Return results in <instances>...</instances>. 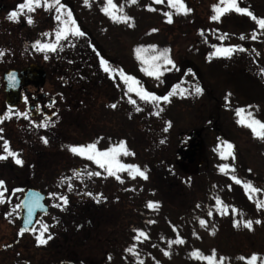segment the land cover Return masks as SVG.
<instances>
[{
	"label": "rangeland",
	"instance_id": "374dc122",
	"mask_svg": "<svg viewBox=\"0 0 264 264\" xmlns=\"http://www.w3.org/2000/svg\"><path fill=\"white\" fill-rule=\"evenodd\" d=\"M113 2L118 7L123 6V13L128 17H131L130 21L114 22L108 15L101 11L105 0H89L88 5H85V3H76L74 0L73 3L75 4L73 5V8H75L76 12L82 17L87 14L86 25L89 26L90 23L93 24L91 25L92 30H89L92 37L99 40L98 42H100L102 45V49L108 50V56L110 59L113 57H122L127 55L138 62L137 65H134V69L139 74L140 80L135 77V72L125 75L133 77L138 82L139 86H142L144 89L148 84V87L150 86V88H153L152 93L160 96L157 92L163 89L164 77L169 72L174 71L176 63L175 59H171L173 62L172 64H166L163 60L157 62L159 64L158 70L160 72V75L157 78L156 76H150L147 74L144 69L148 68L149 70H152L151 66L150 64H146L141 59L137 58L135 49L137 47H144L147 49V51L144 53L146 58L156 55L163 49H168V56L169 52L171 51L172 57L176 59L181 57L188 58L197 67V69L200 70L203 78L208 81V84L211 86V89L214 90L216 96L221 98L224 105L226 106L225 111L221 108V106H217V108H215L213 111L212 106L210 107V100L207 97L205 91H201L199 95L194 94L193 88L195 86L200 87L201 82H197V80L194 79L195 76L189 70H187L191 74H187L184 79L178 81L175 85L171 86L163 93L162 96H165L169 92L175 91L176 94L171 96L168 102L160 101L158 104L156 102H149V119H151L150 126L152 127V130L150 131L151 139L154 136H159V122L162 119L166 120L168 132L166 134V154L168 157L173 155L172 159H174L175 151L173 150V147L176 144L175 133L181 129L189 130L202 126L211 127L213 119L209 120V118H211L212 115L215 116L214 113H216L217 109L218 115L215 117L219 121L220 130L225 134V136L230 138L232 143L239 151H241L243 156L249 155L253 158L254 162L255 160L257 161V166L260 170L255 173V177L259 178L260 175L262 183H256V186L253 187L260 190L256 192L257 201L263 200L264 156L260 157L259 152L264 150V139L255 137L252 134L251 129L238 123L239 117L234 110L236 108V103L247 102L246 104H242V107H244L246 110L245 116L247 113L251 112L253 118L264 121V81L257 80L261 79V77L258 75L259 70L256 68V64L260 60H264V30L260 29L256 22L247 15L246 21L243 20L248 22L245 23L247 25L246 28L244 26L240 27L241 29H244L242 30V34L244 35L243 39L239 36L231 38V36L225 35L222 38H217L214 40L215 36L219 37L220 34L215 32L211 38V41H214L205 44L200 49L202 51L198 52V55L194 52L190 53L189 50L190 44L192 42V35L185 34L186 36L188 35V37L185 39V37L182 38L179 30H175L176 27L179 28L178 25L184 24L185 22H189L194 19L191 13V5L187 0H183L186 7L191 9V11L187 14H177L174 9L169 7L168 0H162L161 3H156V0H135V3H130L129 0H113ZM191 2L195 7L193 12L196 22H204V20L207 19L206 9H208V6L206 2L208 1L204 0L202 3H199L197 0H191ZM237 3L240 7H244L251 11L257 18H264V0H237ZM197 4L198 6L196 8ZM147 5L154 7L155 12L149 10ZM97 12H101V23L99 25L100 27L98 28L97 26L99 23L95 24V18L92 17V15ZM165 12H172V22L171 24H168V26H163L165 24ZM230 14L232 17L235 15L233 12ZM237 14L239 15V13ZM239 16L244 15L240 14ZM198 23L192 25L188 30H191L193 34H202L204 31L203 29L210 25L220 26L215 25L213 22L208 23V25H197ZM129 24L132 26L130 27ZM155 24H159V26L162 27L159 30L163 32H150L148 38L142 37L141 32L146 34L148 31V26ZM230 28V34H237L233 27ZM252 29L256 33L247 32ZM97 31L100 32V35H97L96 37ZM253 35L256 36V39H252ZM138 37L139 39L137 42L136 39ZM166 39L168 41V45H166ZM0 41L4 42L5 40ZM150 45H155V49L149 48L148 46ZM157 46L162 49H159ZM236 46H239L238 51L241 52H239L240 55L238 57L234 56L229 60L227 58H223L220 61H216L218 59L215 58H210V53L214 52L216 47ZM244 67L247 68L245 70L246 76L243 75ZM0 69H3V67H0ZM250 69L253 70V72H251ZM247 73L251 76L254 74V79L248 78ZM103 84L104 87H102V94L110 93V91H112V87L108 85L105 79ZM261 86H263V88H261ZM117 87L121 90L120 95H127L123 96L125 99H132L133 95L136 94L134 92H128L127 85L122 79H120L119 85ZM181 89H186L187 92L184 95H181ZM92 97L94 96L89 97L90 101ZM94 98L100 99L99 97ZM2 99L3 98L0 94V103ZM70 105H72V116L75 115L77 110L83 109V113H89L92 109L89 106L80 108L79 104H73L72 102ZM230 105L231 107H229ZM160 108H162L163 111H166V113L160 114ZM157 112L159 113L158 115L156 114ZM119 116L120 121H124L123 118H126L125 113H121ZM104 124L106 125L109 123L102 122L101 126H105ZM98 126L101 127L99 124ZM121 126L124 128L126 127L123 135L130 134V129L128 126ZM88 135V133L81 134L79 137L83 138V136ZM133 137L137 138L134 132ZM104 139L106 140V144L102 143L105 144L102 146L106 147L108 146V140L106 138H103V140ZM134 142L137 143L138 140L135 139ZM214 142H218L219 144V148L216 146L217 151L215 152V156L222 159V161L218 160L219 163L217 164V167L221 168L224 165H227V169H230L232 176H243V174H241L242 172L239 171L234 165L233 150L231 156H227L225 158L221 155V151L223 150L221 147L223 145L222 140L217 138V133L213 129L209 131L207 130V140L204 142L206 145L207 159H212L214 157V155L209 156V153H212V148L215 144ZM24 146L25 142L24 145L20 147L24 148ZM11 149L17 152L16 150L18 147L16 141L11 142ZM29 149H24V151L22 150L23 154H26ZM157 157L158 154H151L150 159L152 161V158ZM139 158L142 157H138V159ZM78 159L79 156L74 155V162L76 166L80 163V159ZM133 162L134 165L139 166V168H145L147 166V163L141 165L139 160L136 159H133ZM34 163L41 164L43 161L38 159ZM155 165H158V163ZM150 166L153 168L152 163ZM193 167L194 166H191V170H187L186 172H180V186L184 187L183 190H185V192H188L186 196L183 199H179L180 196L172 197L171 194L165 190L164 196L160 199V203L162 204H158L156 208L150 209L147 207L148 202L151 201L157 203L158 201L156 198L152 197V195H148L146 190V181L143 182L142 177H131L133 183H129L127 187L124 185V187H126L125 189L132 187L137 195L143 197L141 202L143 210L151 213V222L148 224V226H138L146 233L148 244L149 246H152L153 249L151 250L148 248L144 241L143 243H140V246L146 245L149 250L137 252L132 258L139 257L137 258L140 260L137 261L138 264H140L141 261L143 264H207L205 260L196 258L192 255L195 250H199V252L205 256L210 255L212 251L215 250L218 260L221 257L224 258L222 264H246V260H240L238 258L241 256L247 258L253 253H256L259 258H264V228H261V225L264 224V210L262 212L259 211L256 204H252L250 206V203L245 204L238 202L237 197H234L232 189L230 188L227 190L229 196H232V198L229 197L231 203H227V199L222 195L221 190H213L212 195H209L211 186L208 184V182L211 185L218 183V186H220L222 189L224 178L221 175L223 174L216 172V176H206L204 179L202 176H205L206 173L202 171V167L199 168V172H195ZM156 168L160 169L162 167L158 168L156 166ZM247 176L250 177L249 175ZM153 177L157 178V176ZM200 178L203 179V187L194 186V181H197ZM217 189L219 188L217 187ZM143 193L145 195H143ZM115 194H117L116 191ZM174 194L177 195L176 193ZM217 197L222 201L223 205L227 206L226 212H224V214H222V206H217ZM75 201L78 202L77 199H75ZM188 204H192V207H188ZM230 206H233L234 209H231ZM147 208L150 209V211ZM75 209L76 212L80 211L79 207H76ZM119 209L120 208L118 207V209L115 211ZM139 209V206L132 205L130 207L128 205L124 211L132 213L139 211ZM159 210H163V212L160 211V214H158ZM122 212L118 211V213H114L115 218H119L123 214ZM202 214L206 217L207 222L205 221L204 226H201L200 228L197 224L199 219H197L196 216L198 218H202ZM155 215L160 216V220L157 219L159 221L154 219ZM189 216L197 221L195 222ZM110 219L111 221L107 223V227L110 230L108 235H114L116 237V249H118L119 242H124L125 237H130L131 230L129 229L128 224L119 226V223L112 222L113 218ZM70 220L72 221L73 225H75V223L77 224L82 222L81 217L77 215L76 219ZM140 220L142 221V217ZM248 220L253 222L251 230L245 227L243 223L244 221ZM257 220H259L260 223H256ZM234 221L238 222L239 226H234ZM185 228H189L192 233L188 235ZM0 233H4L3 226H0ZM39 233V229H37L33 233V236L40 235ZM44 236H47V233H45ZM78 236L83 238L84 233L81 231ZM177 237L182 239L183 243H175L174 241L177 239ZM77 241H79V238L74 242ZM170 241H172V243H169ZM22 242L23 243H21V245L23 248V253L21 263H23V259H31L32 257L31 264H34L37 263V261L39 262L40 259H47L48 253H53L48 244L38 245L36 243V237L34 244H31L30 239L24 237H22ZM28 245H34V248L25 251ZM107 250L112 251L110 248H107ZM165 252H167L168 255H165Z\"/></svg>",
	"mask_w": 264,
	"mask_h": 264
},
{
	"label": "snow or ice",
	"instance_id": "6c2138e0",
	"mask_svg": "<svg viewBox=\"0 0 264 264\" xmlns=\"http://www.w3.org/2000/svg\"><path fill=\"white\" fill-rule=\"evenodd\" d=\"M129 2L135 3V0H129ZM161 2H162V0H156V3H161ZM84 3H85V5H88L89 0H84ZM168 3H169V7L171 9H174L177 14H181V13L187 14L188 12L191 11L190 8L186 7L183 0H168ZM220 5H223V6H220ZM34 6L35 7L41 6V0H24V3L18 5V9L20 11H23L25 9H27L28 11H34ZM43 7H45V8L55 7V11L57 13V15L55 16V19L60 22V26H59L58 30L56 31L57 43L61 39L66 38L69 34H71L73 36H77V37L84 35V33L76 25V21L72 18L71 12L67 11L66 9H65L66 18H64V13H62V9H64V5L60 3V0H44ZM149 10H152V9L149 8ZM212 10H213L214 14L210 17V19H212L214 21H218L224 13H227L229 11L234 10L237 13L248 15L251 19H253L256 22L257 26L260 29L264 30V18H257L248 9H246L244 7H240L237 3V0H220V4L219 5L214 4L212 6ZM101 11H103L106 15H108L114 22H128L131 20V17H128L126 14L123 13V6L118 7L113 2V0H105L104 6L101 8ZM164 15L167 18V21L169 23H171L172 22V12H165ZM17 16H18V12L12 11L11 13H9L8 19L9 20H15L17 18ZM28 22L32 23L31 17L28 18ZM129 26L131 27L132 25L129 24ZM152 31L154 32V31H156V29H152ZM44 35H47V33H45ZM241 38L243 39V36H241ZM252 39H256V36L253 35ZM57 43H41L40 41H37L33 45V47H35L37 51H42V50H53L54 51L57 47ZM148 47L151 49H155L156 46L150 45ZM236 50L237 49L235 47H216L215 51L210 53V58H211V56L228 57V56H231L232 53ZM146 51H147V49H145L144 47H137L135 49V54H136L138 59H141L146 64H150L152 70H149L148 68L144 69L147 72V74L150 76H156L158 78L160 75V72L158 70L159 64L157 62L160 60H163L164 63H166V64H172L173 63L172 60L168 56L169 50L163 49L162 51L158 52L156 55L148 57V58H146L144 56V53ZM3 54H4V51L0 50V56H2ZM100 66L110 76L114 72H117V70L111 68L108 65V62L103 58L100 59ZM262 71H264V70H262ZM118 74H119L120 78L124 81V83L127 85L128 92L136 93V95L139 96V98L145 102H156L157 104L160 101L168 102L169 98L176 94L175 91H173V92H169L165 96H157V95L145 90L142 86H139L138 82L133 77L125 75V73L122 70H120L118 72ZM9 80L14 81L15 76L13 74H9ZM201 91H202V89L199 86H195L193 88V93L196 95H199L201 93ZM186 92H187L186 89L180 90L181 95H184ZM129 103L135 104L136 101L129 98ZM111 107L115 108L116 105L113 104V105H111ZM136 111H140V109L136 108ZM242 113H243V109H237V116L241 117L238 120V123H240V124L248 127L249 129H251L252 134L255 137L260 138V139H264V122L253 118L251 112L247 113L246 116L242 115ZM16 114L18 116H24L25 119L28 118L27 113H16ZM156 114L158 115L159 113L157 112ZM9 115H10V113H5V117H7ZM5 117H0V120L4 119ZM40 126L46 127L47 122H42ZM165 131H167V128H165ZM42 139H44V138H42ZM44 142L47 143V140L45 139ZM163 142L164 141H161V143H163ZM221 147L223 149L221 151L222 156H224L226 158L227 156L232 155L233 145L231 143H228L227 141H225V142H223V145ZM69 150L73 154H77V155L86 157L87 159H89L91 161H94L101 168H105L109 175L115 176L116 179H118V180L120 179V177L117 175V172L124 171V170H128V174L132 177L139 175L140 177L147 179L146 172L142 171L139 168V166L133 165V164H124V163H121L117 159L118 155H120L121 153H123L124 155L129 154L128 150L126 149L124 141H120L118 145L109 147L103 151L97 149L96 143H90L87 145H80V146H69ZM4 152L7 153V155H0V159H6V158H8V156H11L15 159V162L17 164L22 163V161L17 158V154L15 152H12L8 148L7 141L4 142ZM227 167H228L227 165H224L223 167H221L220 170L225 171L227 169ZM74 175L79 176L80 173L74 171ZM87 175H89V176L100 175V173L99 172H89V173H87ZM233 180H235V182L238 184L242 183L236 177H233ZM3 184H4V182L0 181V187H2ZM243 187L245 188V191L249 194L250 199L252 198L254 193L260 191L259 189L254 188L251 185V182L244 183ZM51 195L55 196L56 194L52 193ZM89 195H91V193H89ZM2 196H3V193L0 192V197H2ZM59 199L62 200L64 202V204H67V198L66 197L60 196ZM0 202H3V200L0 199ZM26 203H27L29 214H31L32 209L34 207H40L38 200L27 201ZM216 203H217V206H222V214H224V212H226L227 206L223 205L222 201L218 197L216 198ZM57 206L59 207L60 205H57ZM157 206H158L157 203L151 202V201L148 202V204H147V207L150 209L156 208ZM17 207H20V205H17ZM257 207L258 208L264 207V201H258ZM209 214H211V213H209ZM26 223H28V221H26ZM243 223H244V226L247 227L249 230L252 229L253 222L251 220L244 221ZM256 223H260V221L257 220ZM200 224H201V226H204L205 221L200 220ZM234 226H239L238 222L234 221ZM25 230H26L25 228H21L20 229L21 234ZM46 231H47V226L45 225V226H43V232H46ZM136 231L138 232V235L135 237V239L139 240L141 237L146 238V234L144 232H142L140 230H136ZM43 232H41L40 235L36 236V243L38 245H43L47 242V240L43 238ZM47 239H51V236H48ZM174 242L179 244V243H183V240L180 239L179 237H177V239ZM169 243H172V241H170ZM134 248H135V245L126 249V251L134 252ZM165 255H168V253L165 252ZM192 255L196 258L205 260L207 262V264H222V261L224 259L223 257H221L218 260L216 257L215 250H213L212 253L210 255H207V256L201 254L199 252V250H195L192 253ZM238 259L246 260V264H258V261H259V264H264V258H259L256 253H253L250 257L246 258L244 256H241ZM140 264H143V262L141 261Z\"/></svg>",
	"mask_w": 264,
	"mask_h": 264
},
{
	"label": "flooded vegetation",
	"instance_id": "af4514ba",
	"mask_svg": "<svg viewBox=\"0 0 264 264\" xmlns=\"http://www.w3.org/2000/svg\"><path fill=\"white\" fill-rule=\"evenodd\" d=\"M2 8L3 6L0 3V9ZM47 20L48 22L52 23L50 18ZM78 21L79 23L81 22L80 19ZM51 33H48L47 36H45L43 33H37L35 36L36 42L40 41L41 43H53V38L50 37ZM33 50L35 51V54L43 52L37 51L35 47H33ZM48 52L50 53V56H48L46 59L38 58L36 61H40L44 64H52L54 62V51L50 50ZM48 74L49 68H47V75ZM53 91L54 89L52 82L50 83V87L46 89H38L34 86H28L24 91H21L20 98L22 99V102L18 108L11 112L6 110L4 105V110L6 113H27L28 118L25 119L24 116H22L23 119L29 121L33 120V124L39 126L40 128H44L40 126L42 122H47V126H52L53 122L51 120H46V115L49 113V100L54 97ZM2 92L3 90L0 91V94L3 98L4 93L2 94ZM0 117H5V113H0ZM4 122L7 123V121H4V119L0 120V127L4 125ZM15 123L18 125L21 123V121H16ZM187 134L188 133H186V136H181L178 140V144L182 148V153H180V156L181 158H185L183 163L187 162L192 150L188 146L186 148L183 147L188 145V143L193 142V139H187ZM26 144L31 147L33 146V142L31 141H27ZM203 145L204 141L202 140V144L199 145L198 151L196 153L195 161L192 164L196 162V164L200 166V164L203 165L206 162L205 158L202 157ZM38 153L39 152L35 150V154ZM13 159L14 158L11 156H8L6 159H0V181L4 182L3 186L0 187V192L3 193V196L0 197V199L3 200V202H0V226L2 225L4 227V233H0V262H4L6 259H8L11 263H17L19 259L17 253L20 252L19 247L21 244V236H23V234H21L18 230V225L20 223V213L19 207H17V205H19L22 199L23 192L16 191L14 193H10V189L13 186L32 187V181L35 180L37 182L38 175L35 176L33 174V171L31 170V164L26 168L14 167V164L11 162ZM183 163L182 161H179V165L182 166ZM44 165L45 162L38 164L40 167ZM49 179L50 178L47 177L46 181L49 182ZM62 234L65 236V238H68L67 233L63 232ZM50 235L53 236L54 234L51 233ZM1 254H4L6 257L4 258V255Z\"/></svg>",
	"mask_w": 264,
	"mask_h": 264
},
{
	"label": "trees",
	"instance_id": "16d2710c",
	"mask_svg": "<svg viewBox=\"0 0 264 264\" xmlns=\"http://www.w3.org/2000/svg\"><path fill=\"white\" fill-rule=\"evenodd\" d=\"M197 1L199 3L200 2L202 3L204 0H197ZM207 1H208V2H206L207 5L210 3V7L208 6V8L211 9V11H213L212 6L214 4H218V5L220 4V0H207ZM197 6H198V4L196 5V8H197ZM220 6H223V5H220ZM192 9L193 10L195 9L194 5H192ZM209 9H206V12H207V15H209V17H210L211 12H209ZM233 11L234 10L223 14L224 18L221 21H219V20L214 21V23H215V25H220V26H218V28L220 30L224 29V32H227L229 27H233V29H235V32L237 33L234 35L239 36L241 34L242 30H244V29L240 30V29H237L236 27L237 26H244L246 28L247 25L245 23H248V22H245L247 19V16H245V15L244 16H238V15L236 16L233 14L234 16L232 17L230 13ZM193 13L194 12H192V14ZM243 20H245V21H243ZM208 23H211V20H209V21L204 20V22H202V23L199 22L197 25H205ZM193 24H194V22L191 20L189 22H185L184 26L188 28V27H191ZM250 27H252V26H250ZM179 32H181L183 35L192 34L193 42H192V45L190 47L191 53L194 52V53H197L199 55L198 52L202 51L200 49L205 44H207V42H208L207 38L203 37L199 33L197 34V36H195V39H194V34L191 30H188V31H183V30L181 31L180 30ZM230 35H232V34H230ZM187 60L188 59H186V57H182V58H180V60L177 61L178 66H180V70H179V73H176L175 76H174V74H172V76L176 77L178 75H181L182 69L185 66ZM197 76L202 83V87L207 92V95H208L207 97L210 100V107L212 106L213 111L215 108H217V106H221V108L225 111L226 106L224 105L222 99L219 98L218 96H216V94L214 93V90L211 89V86L208 84V81L203 78V75L200 73V70H197ZM237 104H239V103H237ZM214 114H215V116L218 115L217 109H216V113H214ZM239 155H240V153L238 151V159H239ZM242 160L244 163L241 162V164H243L245 166H248L251 164L250 160H248L244 157L242 158ZM187 206L191 208L192 204H188ZM185 230H187L188 235H190L192 233L189 228H185ZM87 246L88 247H87L86 251L82 250V248L80 247V248H77L78 250L70 249V251H66L67 255H65L64 253H62V254L56 253L58 255V257L56 259L54 257H52V258L46 259L45 261H42L41 264H138L137 261H140L137 258L130 260V258L122 256L121 254H119L117 256L111 255L108 253L109 250H107V249L102 250L101 247L98 248L97 247V241H95L93 243V245L91 242H88ZM96 250H99V253H95L94 251H96Z\"/></svg>",
	"mask_w": 264,
	"mask_h": 264
},
{
	"label": "water",
	"instance_id": "95a60500",
	"mask_svg": "<svg viewBox=\"0 0 264 264\" xmlns=\"http://www.w3.org/2000/svg\"><path fill=\"white\" fill-rule=\"evenodd\" d=\"M9 74H13L15 76V80L11 81L9 80ZM42 82L43 80V71L41 67H38L36 65H31L27 68H24L21 71V75L18 76L16 71H9L5 74V88L7 92V102L13 103V105L17 102V96L18 91L21 86L25 85L26 83H29L31 81L33 82ZM193 155V154H192ZM44 195L40 193L38 190H28L26 193V199L24 201V204H22V228H25L26 230H30L31 227L34 225V218L36 214L39 212L41 214H44L47 212V208L43 203ZM38 200L40 207H34L32 209L31 214H29L28 207H27V201H36ZM28 221V223H26Z\"/></svg>",
	"mask_w": 264,
	"mask_h": 264
}]
</instances>
